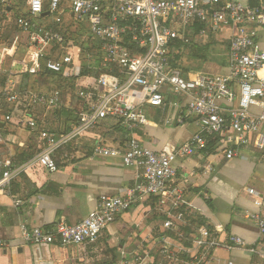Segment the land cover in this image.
Masks as SVG:
<instances>
[{
    "label": "built area",
    "instance_id": "obj_1",
    "mask_svg": "<svg viewBox=\"0 0 264 264\" xmlns=\"http://www.w3.org/2000/svg\"><path fill=\"white\" fill-rule=\"evenodd\" d=\"M11 2L0 0V5L5 8ZM26 11L27 17L16 20L27 40L26 58L17 63L20 74L33 76L45 69L64 79L80 76V68L65 51L63 35L58 32L60 14L67 11L70 19L88 25V36L96 45L90 61L96 77L91 90L77 89L79 112L68 132L56 134L41 129L38 133L43 148L33 159L15 169L0 162V169L6 168L0 190L8 191L11 181L33 165L55 173L54 155L79 145L88 131L104 121H112L127 139L119 146L99 140L91 156L120 158L123 166L133 168L137 175L121 195L100 197L96 208L75 225L64 220L46 229L20 224V242L35 247L92 246L117 216L142 198H155L163 218L160 225L149 232L129 259L121 253L118 264H237L222 260L219 254L237 250L256 254L255 248L238 236L193 224L194 208L185 200L184 188L172 182L176 177L174 163L198 153L209 155L206 147L210 138H219L216 152L227 161L249 145L264 152V46H259L256 31L247 29L264 28L263 1L28 0ZM46 18H50L49 25L42 23ZM197 25L201 28L195 32ZM221 30L231 32L224 56L227 74L183 73L172 66L170 51L175 42L191 46L200 40L202 46L210 45ZM16 86L9 76L0 88V108L4 104L23 105L26 110L17 117V124L31 131L40 126L29 116L31 109L59 110L62 105L57 89L18 92ZM166 92L181 97L184 109L165 123L183 125L189 119L197 131L181 146L167 144L153 151L142 145L136 132L147 125L145 108L164 109ZM172 106L178 108L177 103ZM11 117L7 115L5 121H11ZM13 142V136L0 134V143ZM247 193L257 196L252 189ZM12 199L14 207L22 204ZM245 219L253 222L264 237V217L248 213ZM5 246L0 237V251Z\"/></svg>",
    "mask_w": 264,
    "mask_h": 264
},
{
    "label": "crops",
    "instance_id": "obj_2",
    "mask_svg": "<svg viewBox=\"0 0 264 264\" xmlns=\"http://www.w3.org/2000/svg\"><path fill=\"white\" fill-rule=\"evenodd\" d=\"M224 1L252 3V0ZM247 29H254L259 46H264V28L248 26ZM230 35L229 30H221L218 37L211 40V45L217 46L222 58L219 57L216 63L194 61L193 66L197 70L192 71L227 74L224 56ZM17 66L20 69L19 64ZM14 81L18 85V80ZM165 102L164 109L156 110L165 111L170 107L169 113L173 116L184 109L183 100L179 104L167 92ZM174 103L178 104V108L172 106ZM61 107L64 111L31 109L29 116L40 123L33 131L17 124V117L3 121L0 116V134L15 138L13 143H0V162L15 169L33 159L43 148L38 133L41 129L56 134L68 132L74 123L64 124L62 121L69 119L67 113L74 115V108L69 104H62ZM166 120H147V125L137 130V137L144 147L159 151L167 144L181 146L197 131L189 119L183 125H169ZM126 139L125 133L114 127L112 121H104L88 131L79 145H71L69 151L54 155L55 173L50 174L43 167L33 165L11 181L8 191L0 190V237L6 243L0 251V264H118L121 253L129 259L163 219L155 198H142L117 216L92 246H25L20 242L18 233L20 224L46 229L64 220L75 225L96 208L100 197L118 196L131 187L137 175L133 168L123 166L120 158L91 156L93 145L99 140L119 146ZM29 156L32 157L25 161ZM174 167L176 177L172 183L184 188V198L194 208L196 219L219 232L242 238L257 252L251 255L237 250L220 253L219 257L237 264H263L264 237L258 233L253 222L245 219V215L253 213L264 217V152L249 145L241 148L239 156L230 161L217 152L209 155L198 153L191 158L178 159ZM5 169H0V179ZM249 189L254 190L257 196L249 195ZM12 197L21 200L22 204L14 207Z\"/></svg>",
    "mask_w": 264,
    "mask_h": 264
},
{
    "label": "rangeland",
    "instance_id": "obj_3",
    "mask_svg": "<svg viewBox=\"0 0 264 264\" xmlns=\"http://www.w3.org/2000/svg\"><path fill=\"white\" fill-rule=\"evenodd\" d=\"M20 1L23 0H15L16 3ZM26 4L27 0L25 6L21 8V13H19V15L26 12ZM15 14V10L11 13H2L0 9V20H2L4 24V30L2 34H0V54L2 55V57H0V88L5 86L6 79L9 75L11 79H17L19 84L21 81V74L18 73L20 69L18 68L16 62H21L26 58L27 40L25 34H22L15 24ZM60 15L61 23L58 27V32L60 35H63V47L65 51L72 55L73 61L80 68V76L74 79H65L67 82H56L55 79L44 80L33 75L34 77L30 80L29 88L34 89L33 92L37 90L44 91L62 83V86H65V89H61L62 104H69L73 106V108H76L79 105L76 95L77 89H82L84 86L92 88L95 81L96 72L92 69L90 61L96 54V45L88 36V25L86 23L70 19L71 17L68 15L67 11L62 12ZM42 23L49 24L50 18L42 20ZM192 48L198 53V55L208 54L213 59L212 63H216L218 55L216 45L212 44L205 50L201 45L200 40H195L192 44ZM6 51L10 52L8 53L9 55H6ZM171 98L173 101H178L179 104L183 100L173 94H171ZM169 112L170 107H168L165 111L145 108L144 116L147 120L160 122L170 117Z\"/></svg>",
    "mask_w": 264,
    "mask_h": 264
},
{
    "label": "trees",
    "instance_id": "obj_4",
    "mask_svg": "<svg viewBox=\"0 0 264 264\" xmlns=\"http://www.w3.org/2000/svg\"><path fill=\"white\" fill-rule=\"evenodd\" d=\"M26 0L20 1L18 3L15 2V0H12V2L7 5L5 8H3V6L0 5V9L4 10L5 12H9L11 13L13 10L16 11V17H15V24H16V20L18 18H25L27 17V11L24 12L23 14L19 15V13H21V8H23V6H25ZM28 3V0H27ZM26 10H27V4H26ZM47 11V7L44 6V12ZM45 18V17H44ZM2 21V20H1ZM50 24V23H49ZM47 24V25H49ZM17 26V24H16ZM17 28L19 29V31L23 34L22 30L17 26ZM201 27L199 25L195 26V32H197ZM3 30H4V24H3ZM3 32V31H2ZM2 32L0 34H2ZM210 45H205L203 46V48L206 50L208 49ZM170 61L173 67L175 68H180L182 70L183 73H186L190 70H194L196 71L197 69L193 66L194 61L200 62V63H210L213 62V59L208 55V54H199L197 52H195L191 46H183L181 45V43L179 42H175L172 47H171V51H170ZM217 62V61H216ZM41 79H55L56 82H67V80L62 79L61 76L56 75V74H52L50 72H48L45 69H42L40 71L39 74L35 75ZM32 75H28V74H21V81L19 82V84L16 86V90L18 92H23V91H34V89L29 88L30 87V80L32 79ZM35 83V81H34ZM51 89H57L60 92L62 91L61 89H65V86H62L61 84H57V86L55 87H50L49 89H46L44 91H48ZM68 89V87H67ZM83 90H91V88H87L86 86H84L82 88ZM41 90H37L35 92H39ZM79 102V101H78ZM60 109H62L64 111V108L61 107ZM26 108L23 105H17V106H10L7 104H4L1 108H0V116H2V120H5V117L7 115L13 116V117H20L21 115L24 114ZM74 113L70 114L71 112L67 113L69 116V119L62 121L64 124L67 123H75L77 120V115L79 112V105L78 107L74 108L72 110ZM72 115V116H70ZM72 117V118H70ZM219 142V138H210L208 139L207 142V147H206V152L211 154V153H216V145ZM70 147H67L66 151H69ZM41 151V150H40ZM59 153H63V152H59ZM34 156V155H33ZM32 156H29L28 158H26L25 161H27L29 158H31ZM55 160V158H54ZM193 224H203L200 220L196 219L193 221Z\"/></svg>",
    "mask_w": 264,
    "mask_h": 264
}]
</instances>
